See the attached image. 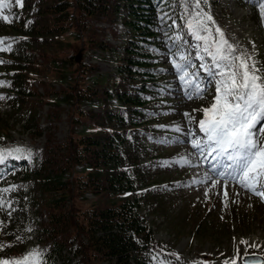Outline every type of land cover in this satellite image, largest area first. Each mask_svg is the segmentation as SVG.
I'll use <instances>...</instances> for the list:
<instances>
[{"label":"rangeland","instance_id":"1","mask_svg":"<svg viewBox=\"0 0 264 264\" xmlns=\"http://www.w3.org/2000/svg\"><path fill=\"white\" fill-rule=\"evenodd\" d=\"M258 1L264 3V0ZM250 2L207 0L205 3L200 0L197 8L196 0H166L162 6H157L156 31L158 47L161 49L158 62L159 71L164 74L166 89L161 96L163 103L147 106L148 124L159 127L142 132L147 149L138 154L149 164L144 168L147 174L145 180L157 183V186L149 189L150 194L146 199L141 194H137L136 198L140 200L142 217L154 233L155 243L179 254V264H264V197H255L234 180H227L225 196V180L218 175L212 176V172L205 170L209 159L206 162L198 160L195 148L189 143L193 138L192 132H196V138L201 135L196 122L202 118V112L194 110L208 107L212 103L216 78L208 77L200 70L201 61L197 56L203 53L197 51V41L189 36L186 24L196 13H200L197 19L208 24L216 39V27L219 26L237 54H243L249 64L255 62L260 70L258 74L264 78V13L261 6L254 8L249 5ZM205 14L211 15L215 23L208 21ZM3 15L8 16L11 23L17 16L8 11L7 7L3 9ZM8 24V21L0 18V33L3 36L10 35L11 41L16 39V35ZM94 24L97 32L103 34L99 40L120 47L127 39L126 28L120 21L111 23L101 19ZM17 40L22 43L20 39ZM74 44L76 48L73 55L76 57L80 54L79 63H74L65 79L54 78L47 82L49 86L46 87L39 85L36 80L26 81L27 86L32 87V92L37 94V97L34 96L35 100L27 99L33 100L31 102L36 106L33 121L28 120L29 114L14 105L17 98L6 93L7 83L0 77V96L4 97L0 99V150L7 152L17 147L25 150L19 158H16L15 153L7 157L5 163L13 160V163L5 167L10 169L8 176L0 175V189H11L0 193L4 201L3 206H0V260L15 255L20 257L16 260H22L33 249L42 252V248H47L50 242L43 234L40 222L41 215L42 221L47 222L48 210L39 206L36 214L32 213L28 203H35L36 183L30 184L19 176L21 166H28L33 170L44 156L64 154V145L84 132L85 120L77 122L80 108L95 113L101 110L97 105L91 106L85 101L76 102L73 98L55 106V101L49 99L47 92L52 96L53 93H58L61 99L64 92L71 94V84L91 85L96 76H109L116 71L115 57L101 51L90 50L87 53L83 39L74 41ZM181 52L195 65L189 71L199 72L203 79L205 94L201 97L193 94L189 98L178 79L172 60ZM33 56L31 61L37 59L42 63L40 54L35 52ZM91 66H94L93 69L84 77L75 72L76 67L90 69ZM74 74L76 77H72ZM28 78L33 77L29 75ZM54 98L58 97L55 95ZM114 103L118 104L116 101ZM186 113L195 119L190 121ZM261 127H264V121L257 125V129ZM150 129L158 131L148 133ZM257 136L264 141V135L258 133ZM28 151H31V157L28 156ZM152 156L158 159L153 161ZM73 169V175L70 174L73 171H70L65 176L67 182L79 176L81 167ZM131 170L127 169L126 174L130 179H135ZM260 183L264 185V178H261ZM129 195L133 197L132 194ZM84 198V201L80 198L73 201L76 209H84L96 200L91 194ZM123 198L125 196L120 200ZM24 204L26 209L23 210ZM38 215L40 218L37 219ZM10 239L14 245H9ZM244 241L247 243H243ZM53 258L58 259L55 254L52 255ZM44 259L50 262L51 257L43 254V264ZM56 264L64 262L58 259Z\"/></svg>","mask_w":264,"mask_h":264},{"label":"trees","instance_id":"2","mask_svg":"<svg viewBox=\"0 0 264 264\" xmlns=\"http://www.w3.org/2000/svg\"><path fill=\"white\" fill-rule=\"evenodd\" d=\"M164 1L22 0L20 6L6 0L11 3L7 10L17 15L8 24L16 39L10 41V35L0 33V38H7L4 47L11 44L10 50L0 51V77L7 83V92L17 98L14 105L29 114V121L36 116L31 101L37 94L26 81L36 80L46 87L54 78L65 79L75 63L74 41L83 39L87 53H108L116 63L115 73L96 76L91 85L71 84V94L66 91L61 99L58 93L52 96L47 92L55 106L73 98L101 108L98 113L80 108L77 122L84 119L86 123L82 135L64 145V154L44 156L40 166L21 172L23 180L36 183L33 208L43 206L48 210L47 222L42 221V215L40 221L50 241L46 249L51 257L48 264H56L53 254L64 264H178L177 253L155 243L135 197L136 192L156 185L142 181L145 173L138 154L145 149L141 134L149 126L147 106L162 103L165 80L159 71L156 15L157 6ZM101 19L122 22L128 36L122 46L99 40L103 34L97 32L94 22ZM120 48L123 53H119ZM35 52L42 63L31 61ZM93 67H76L75 72L84 77ZM76 166L81 167L79 176L67 182L66 173L73 171V175ZM127 169H132L137 179H130ZM87 194L96 200L76 209L73 201H84ZM122 196L125 198L120 200ZM11 240L10 246L14 245Z\"/></svg>","mask_w":264,"mask_h":264},{"label":"snow or ice","instance_id":"3","mask_svg":"<svg viewBox=\"0 0 264 264\" xmlns=\"http://www.w3.org/2000/svg\"><path fill=\"white\" fill-rule=\"evenodd\" d=\"M14 2L22 6V0ZM204 2L207 3V0ZM199 5L200 0H196V7L199 8ZM10 6L6 0H0V18L8 22L11 21L8 16L3 15V9ZM261 10L264 13V4L261 5ZM199 15L200 13H196L187 22L186 28L189 36L197 41V51L203 53L197 56L201 61L200 70L208 77L216 78L215 95L208 107L194 110L202 112V118L196 123L198 131L203 135L196 138V132H192L193 138L189 143L201 154L213 156L216 164L212 171L225 180V196L227 178L230 177L242 188L264 197V185L260 183L261 178H264V141L257 138L258 133L264 135V127L257 129V125L264 121V78L258 74L260 70L255 62L249 64L243 54H237L219 26L216 27V39L208 24L197 19ZM205 15L208 21L215 23L211 15ZM6 39L0 38V51L10 50L11 44L7 45V49L4 47ZM172 64L189 98L193 94L197 97L205 94L200 73L189 71L195 65L183 52L173 58ZM3 98L0 96V99ZM185 115L190 121L195 119L187 113ZM24 151L19 147L7 152L0 150V164H4L13 153L19 158ZM31 155V151H28V156ZM8 191L11 189H0V193ZM3 204L0 197V206ZM42 256V252L33 249L22 260H0V264H43Z\"/></svg>","mask_w":264,"mask_h":264},{"label":"water","instance_id":"4","mask_svg":"<svg viewBox=\"0 0 264 264\" xmlns=\"http://www.w3.org/2000/svg\"><path fill=\"white\" fill-rule=\"evenodd\" d=\"M79 56H80V54H79V55L77 56V58H76V61H77V62H79Z\"/></svg>","mask_w":264,"mask_h":264},{"label":"bare ground","instance_id":"5","mask_svg":"<svg viewBox=\"0 0 264 264\" xmlns=\"http://www.w3.org/2000/svg\"><path fill=\"white\" fill-rule=\"evenodd\" d=\"M194 151H196V153H199L197 149H194ZM213 155H215V154H213Z\"/></svg>","mask_w":264,"mask_h":264}]
</instances>
